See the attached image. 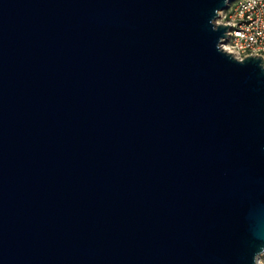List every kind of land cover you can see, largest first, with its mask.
<instances>
[{"label": "water", "instance_id": "95a60500", "mask_svg": "<svg viewBox=\"0 0 264 264\" xmlns=\"http://www.w3.org/2000/svg\"><path fill=\"white\" fill-rule=\"evenodd\" d=\"M233 0H0V264H260L264 61Z\"/></svg>", "mask_w": 264, "mask_h": 264}, {"label": "built area", "instance_id": "2783aa9c", "mask_svg": "<svg viewBox=\"0 0 264 264\" xmlns=\"http://www.w3.org/2000/svg\"><path fill=\"white\" fill-rule=\"evenodd\" d=\"M216 23L228 27L221 47L237 58L258 55L264 61V0H233Z\"/></svg>", "mask_w": 264, "mask_h": 264}, {"label": "rangeland", "instance_id": "374dc122", "mask_svg": "<svg viewBox=\"0 0 264 264\" xmlns=\"http://www.w3.org/2000/svg\"><path fill=\"white\" fill-rule=\"evenodd\" d=\"M222 14H223V11H221V12L218 13V18L216 19V22H217V20L219 19V17H220ZM258 262H259L260 264H264V253L261 254V255L258 257Z\"/></svg>", "mask_w": 264, "mask_h": 264}]
</instances>
